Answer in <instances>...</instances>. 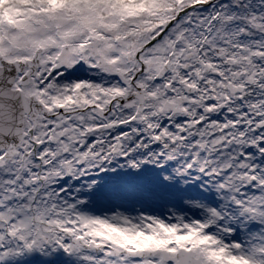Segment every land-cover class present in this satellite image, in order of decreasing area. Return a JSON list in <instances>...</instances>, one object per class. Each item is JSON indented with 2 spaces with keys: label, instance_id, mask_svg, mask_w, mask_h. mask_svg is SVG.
Masks as SVG:
<instances>
[{
  "label": "snow or ice",
  "instance_id": "6c2138e0",
  "mask_svg": "<svg viewBox=\"0 0 264 264\" xmlns=\"http://www.w3.org/2000/svg\"><path fill=\"white\" fill-rule=\"evenodd\" d=\"M0 264H264V0H0Z\"/></svg>",
  "mask_w": 264,
  "mask_h": 264
}]
</instances>
